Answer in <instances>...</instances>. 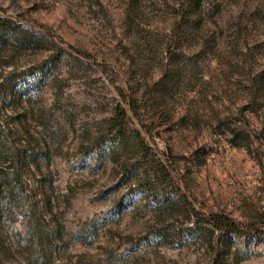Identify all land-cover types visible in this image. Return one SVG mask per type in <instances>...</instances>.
<instances>
[{"label": "rangeland", "instance_id": "rangeland-1", "mask_svg": "<svg viewBox=\"0 0 264 264\" xmlns=\"http://www.w3.org/2000/svg\"><path fill=\"white\" fill-rule=\"evenodd\" d=\"M0 16V264H264V0Z\"/></svg>", "mask_w": 264, "mask_h": 264}, {"label": "trees", "instance_id": "trees-1", "mask_svg": "<svg viewBox=\"0 0 264 264\" xmlns=\"http://www.w3.org/2000/svg\"><path fill=\"white\" fill-rule=\"evenodd\" d=\"M22 29L21 25L19 23L14 22L12 19L5 18L0 16V38L2 40H6L8 38H11V35L16 34L18 31ZM8 35V36H6ZM6 37V38H5ZM13 39H15L13 37ZM128 114L125 109L118 110V117L117 122L118 126H120L119 130V137L122 140V143L125 144L129 141V137L127 136V132L133 130V135H135V139L140 142L141 146L146 150L148 146L143 141V138L140 134V132L137 129H129L128 128ZM166 175H168L171 178V173L167 172ZM207 223L213 227L214 229H223L224 231L232 234H240L243 231V225L239 222H236L232 218L223 215V214H211L208 216Z\"/></svg>", "mask_w": 264, "mask_h": 264}]
</instances>
